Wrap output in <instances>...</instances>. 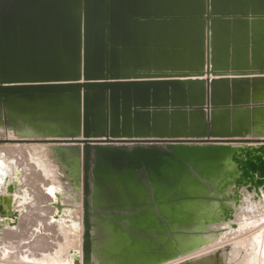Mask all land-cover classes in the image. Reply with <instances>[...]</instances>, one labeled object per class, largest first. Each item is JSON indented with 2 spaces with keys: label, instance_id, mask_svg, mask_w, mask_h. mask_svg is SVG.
<instances>
[{
  "label": "water",
  "instance_id": "1",
  "mask_svg": "<svg viewBox=\"0 0 264 264\" xmlns=\"http://www.w3.org/2000/svg\"><path fill=\"white\" fill-rule=\"evenodd\" d=\"M0 135V254L232 264L191 258L264 209V0H0Z\"/></svg>",
  "mask_w": 264,
  "mask_h": 264
},
{
  "label": "rangeland",
  "instance_id": "2",
  "mask_svg": "<svg viewBox=\"0 0 264 264\" xmlns=\"http://www.w3.org/2000/svg\"><path fill=\"white\" fill-rule=\"evenodd\" d=\"M0 138L5 137L0 135ZM238 225L239 230L231 238L215 247L199 252L191 259L231 246L233 251L229 260L232 264H264V209L261 210L259 204L250 200L247 208H244L239 214ZM0 264L32 263H25L13 258L10 250L4 247L0 254Z\"/></svg>",
  "mask_w": 264,
  "mask_h": 264
},
{
  "label": "bare ground",
  "instance_id": "3",
  "mask_svg": "<svg viewBox=\"0 0 264 264\" xmlns=\"http://www.w3.org/2000/svg\"><path fill=\"white\" fill-rule=\"evenodd\" d=\"M257 258V257H256ZM253 262V261H252Z\"/></svg>",
  "mask_w": 264,
  "mask_h": 264
}]
</instances>
